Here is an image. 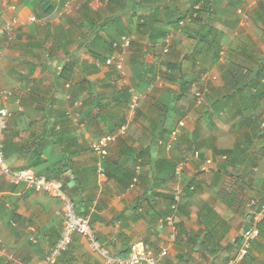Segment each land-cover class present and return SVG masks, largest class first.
I'll use <instances>...</instances> for the list:
<instances>
[{
	"label": "crops",
	"instance_id": "obj_1",
	"mask_svg": "<svg viewBox=\"0 0 264 264\" xmlns=\"http://www.w3.org/2000/svg\"><path fill=\"white\" fill-rule=\"evenodd\" d=\"M33 1L0 0V86L10 92L0 106L11 112L0 144V264H109L133 244L161 264H264V234L237 261L264 198V74L240 88L224 77L242 66L246 80L264 57V0H221L232 18L221 19L215 62L193 55L197 0H48L47 14ZM167 13L185 17L165 24ZM119 14L125 30L103 26ZM122 34L131 48L120 69L107 60ZM168 39L171 60L159 50ZM107 135L115 140L101 158L92 145ZM66 198L98 250L75 233L52 256Z\"/></svg>",
	"mask_w": 264,
	"mask_h": 264
},
{
	"label": "built area",
	"instance_id": "obj_2",
	"mask_svg": "<svg viewBox=\"0 0 264 264\" xmlns=\"http://www.w3.org/2000/svg\"><path fill=\"white\" fill-rule=\"evenodd\" d=\"M32 20L35 19V17H31ZM11 22H8L7 26L4 28L5 30L10 27ZM3 32V31H2ZM131 46V42L129 37L123 36L121 39V42L115 43V54L108 58L107 63L112 64L116 63L117 66L122 69L123 62L127 58V55L129 53V49ZM168 51V49H167ZM0 93L2 96H8L10 95V92L4 90L0 86ZM203 92H198L197 95L199 99H202ZM11 115L10 109L7 106H0V144L2 143V139L4 137V132L8 126V118ZM115 140L114 135H107L103 136L99 140H97L92 145L93 151L101 156L102 158H105L108 156L109 153V145ZM1 158V155H0ZM24 179L34 186L37 190L40 191H47L50 190V183L48 180L42 176V175H36L32 173H26L24 175ZM137 179L134 178V182ZM183 193L181 191L175 192V200L178 202L181 198ZM256 203V202H254ZM176 207V205H174ZM264 218V203L262 205V210L260 214L256 217V220H262ZM75 233L79 234H85L89 235L91 237L92 247L95 249H99V242L94 238L92 234V229L88 221L84 218H82L76 211L74 202L66 198L65 199V215H64V222H63V229L61 232V237L57 241L54 249L52 250V256L56 257L61 252L67 250L72 242V237ZM259 236V229L256 224H254L252 227H250L248 230H245L243 233V245L240 248V251L238 253L237 259H242L246 254H248L249 250L251 249V246L253 242L258 238ZM100 252L106 253V251L100 250ZM2 254V251L0 249V255ZM161 255L167 256L168 251L163 250L161 252ZM107 261L109 264H161L158 260V258L150 251H146L144 249H141L139 245L133 244L131 246L130 254L127 258H122L119 256L115 257H107ZM235 260H232L231 263H233ZM24 264V263H22ZM29 264V263H27Z\"/></svg>",
	"mask_w": 264,
	"mask_h": 264
},
{
	"label": "trees",
	"instance_id": "obj_3",
	"mask_svg": "<svg viewBox=\"0 0 264 264\" xmlns=\"http://www.w3.org/2000/svg\"><path fill=\"white\" fill-rule=\"evenodd\" d=\"M215 1H217V0H197L195 3V6L199 5V8H198L199 10L193 8L192 12H191L192 14H194L195 12H199L200 15L202 14L201 19H200V26H199V30H198V35H197V38H198L197 42L198 43L195 47L193 55L195 53L200 52L201 54H203V61L204 62H207V60H209V59L213 60L215 62L218 59L219 54H221L220 53L221 48L219 46L220 45L219 42L215 41L217 43L216 44L215 42L211 41V40H213V37L211 35V31H212L211 29H213V28H211L209 30L206 28L211 23L212 17L210 14L214 9L212 4H214ZM230 1L232 2V5L235 2L234 0H230ZM34 2H35L37 7L43 6V8H41V9L43 12H44V10H47V11H45L46 14L50 12L51 6L48 5V3H49L48 0H36V1H33V3ZM46 5H47V8H46ZM229 5H230V3H229ZM160 8L158 7L157 10H159ZM45 13L43 14L44 16L46 15ZM120 15L121 14L114 15L111 19L103 22V26L107 25L108 22H110V20H113L114 22H118V24L120 22V25L118 26V28L120 30H125V25L123 24V22H121L119 20L121 18ZM155 15H157V14H155ZM180 16L181 15L173 17V15L167 13L166 15H164L165 24L169 23L170 25L171 24L178 25L179 20H181L183 17H185V16H181V17ZM115 20H117V21H115ZM207 32H208V35H207ZM123 35H125V34H122L121 38ZM119 37H120V35H119ZM121 38H120V41H118V42H121ZM209 39H211V40H209ZM114 42H116V40ZM215 47L218 48V49H216V51H214ZM164 49H165V46L159 47V50H162L163 52H164ZM173 53H174L173 50L170 48L169 53H164V54H165V56H167L166 58L168 60H171ZM197 58H198V56H197ZM258 60L259 61L256 63L255 67H253V69H252V73L250 74V76L247 77L246 80L240 76L242 74V66H234V68L231 71L226 70L224 73V77L226 78L229 85H237L238 88H240L241 86L245 87V85L253 78L254 75H256L257 79L260 80L262 77L261 75L264 74V58L258 59ZM205 65L206 64H203V66H205ZM178 68H180V67H178ZM172 70H173V68L171 67L170 71H172ZM167 75L170 76L171 73H167ZM235 81H241V82H238V84H236ZM260 227H261V235H263L264 234V232H263L264 231V222H262Z\"/></svg>",
	"mask_w": 264,
	"mask_h": 264
},
{
	"label": "rangeland",
	"instance_id": "obj_4",
	"mask_svg": "<svg viewBox=\"0 0 264 264\" xmlns=\"http://www.w3.org/2000/svg\"><path fill=\"white\" fill-rule=\"evenodd\" d=\"M221 2V0H217V1H215V3L214 4H212L213 5V7H214V9H213V11L211 12V23L209 24V26H207L206 28L209 30V29H211V28H213V29H211L212 31H211V35H212V37H213V40H211V39H209V40H211L212 42H215V41H218V42H220V40H221V38L222 37H224V35L226 34L225 32H220V28H221V25H223V24H225L224 22H221L222 20L221 19H223V18H232V14H230L228 11L230 10H227V11H224V10H219V8H218V4ZM162 8V7H161ZM225 14H227V15H225ZM233 29V27H232V24H231V26H230V28H229V30H232ZM207 35H208V32H207ZM216 43V42H215ZM217 44V43H216ZM216 49H218V48H216L215 47V50L214 51H216ZM194 56L195 57H197V56H203V54H201L200 52L199 53H195L194 54ZM206 67H208L207 65H206ZM256 83H259V79L257 80V82ZM195 99H196V93H195ZM192 99V98H191ZM195 101V100H194ZM194 103V102H193ZM224 104V103H223ZM220 107V106H219ZM221 108V107H220ZM224 108V107H223Z\"/></svg>",
	"mask_w": 264,
	"mask_h": 264
},
{
	"label": "clouds",
	"instance_id": "obj_5",
	"mask_svg": "<svg viewBox=\"0 0 264 264\" xmlns=\"http://www.w3.org/2000/svg\"><path fill=\"white\" fill-rule=\"evenodd\" d=\"M199 8V5L197 6V8H195V9H197V10H199L198 9ZM124 36V35H123ZM122 36V37H123ZM125 36H127V37H129L128 35H126L125 34ZM122 39V38H121ZM130 39V38H129ZM131 42V41H130ZM166 44L165 45H163V46H165V49H164V53H169V50H170V48L172 49V43H170V40L168 39L166 42H165ZM130 48H131V46H130ZM167 49H168V51H167ZM130 50V49H129ZM222 51V50H221ZM221 53V52H220ZM129 54V53H128ZM128 56V55H127ZM264 58V57H263ZM162 79V76L161 75H157V77H156V80H161ZM213 79L214 80H216L217 78H215L214 76H213ZM206 90V89H205ZM198 92H202V91H197L196 92V99L197 98H199L198 97V95H197V93ZM204 93V92H203ZM205 96H203L202 97V99H199V105H202V102H204V100H203V98H204ZM123 130H125V126L122 128ZM101 157V156H100ZM102 158V157H101ZM106 158V157H105ZM174 199H175V197H174ZM254 202H256V203H254L255 204V207H257L258 209H260V212H261V210H262V205H263V203H264V198L263 199H260V200H256V201H254ZM260 212H259V214H260ZM262 222H264V218L262 219V220H259V221H257L256 220V217H254V219H253V223H252V226L254 225V224H256L257 225V227H258V229H259V236H258V238L254 241V242H256L260 237H261V224H262ZM252 226H250V227H252ZM250 227H248L246 230H248ZM254 242H253V244H254ZM250 251V250H249ZM248 254H249V252H248ZM248 254H246L242 259H237V261H242V260H244L245 259V257L248 255ZM232 261V260H231ZM231 261H230V263H231ZM236 261V260H235Z\"/></svg>",
	"mask_w": 264,
	"mask_h": 264
},
{
	"label": "water",
	"instance_id": "obj_6",
	"mask_svg": "<svg viewBox=\"0 0 264 264\" xmlns=\"http://www.w3.org/2000/svg\"><path fill=\"white\" fill-rule=\"evenodd\" d=\"M164 124H165V122H163L161 125H160V130H159V132H158V135H157V137L154 139V141H153V147H152V156H153V160H154V166H155V161H156V158H157V152H158V150H159V136H160V134H161V132H162V129H163V127H164ZM247 229V228H246Z\"/></svg>",
	"mask_w": 264,
	"mask_h": 264
}]
</instances>
